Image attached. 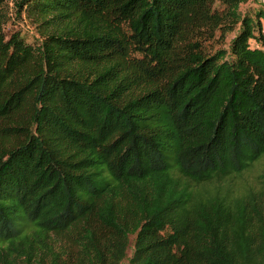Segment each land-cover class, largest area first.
<instances>
[{
    "label": "trees",
    "instance_id": "trees-1",
    "mask_svg": "<svg viewBox=\"0 0 264 264\" xmlns=\"http://www.w3.org/2000/svg\"><path fill=\"white\" fill-rule=\"evenodd\" d=\"M8 1L0 264H58L59 237L119 264L131 235L129 264H264V168L229 181L264 159V4L12 0L31 43L5 35Z\"/></svg>",
    "mask_w": 264,
    "mask_h": 264
},
{
    "label": "rangeland",
    "instance_id": "rangeland-1",
    "mask_svg": "<svg viewBox=\"0 0 264 264\" xmlns=\"http://www.w3.org/2000/svg\"><path fill=\"white\" fill-rule=\"evenodd\" d=\"M260 0H248L247 2H243L240 5L242 11L247 10L250 13H254V6L256 4H261ZM7 10L9 18L3 27V31L6 36L10 33L17 31L19 34L26 40L30 41L31 43H36L39 39V34L36 30L35 25L31 20L25 17L23 14L18 15L17 10L14 7L13 1L9 0L7 4ZM231 37V33L227 35L225 45L228 44L229 38ZM216 43H212V49H214ZM264 48V46H263ZM264 168V159H260L259 161L253 163L252 166L241 172L240 175H234L232 178L229 179L230 183L232 184V189L240 190L247 188L248 186H257L256 176L259 171ZM231 177V176H230ZM223 184V183H222ZM133 239L134 236H130V242L126 249L125 257L120 261L119 264H129L128 258L132 254L133 250ZM50 245L53 247L54 250H60L62 255L58 259V264H75L74 263V250L72 242L67 240L66 237L56 238L55 240H49ZM63 250V252H62ZM64 251L66 254H64ZM32 264H53L52 253L46 252L41 253V255H37Z\"/></svg>",
    "mask_w": 264,
    "mask_h": 264
},
{
    "label": "built area",
    "instance_id": "built-area-1",
    "mask_svg": "<svg viewBox=\"0 0 264 264\" xmlns=\"http://www.w3.org/2000/svg\"><path fill=\"white\" fill-rule=\"evenodd\" d=\"M264 4V0H260Z\"/></svg>",
    "mask_w": 264,
    "mask_h": 264
}]
</instances>
